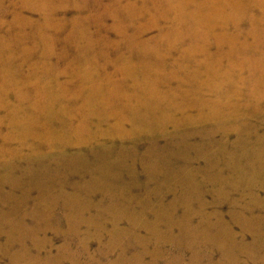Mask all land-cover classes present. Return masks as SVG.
I'll list each match as a JSON object with an SVG mask.
<instances>
[{
    "label": "rangeland",
    "instance_id": "1",
    "mask_svg": "<svg viewBox=\"0 0 264 264\" xmlns=\"http://www.w3.org/2000/svg\"><path fill=\"white\" fill-rule=\"evenodd\" d=\"M0 264H264V0H0Z\"/></svg>",
    "mask_w": 264,
    "mask_h": 264
}]
</instances>
